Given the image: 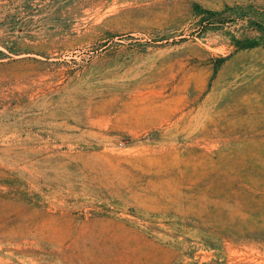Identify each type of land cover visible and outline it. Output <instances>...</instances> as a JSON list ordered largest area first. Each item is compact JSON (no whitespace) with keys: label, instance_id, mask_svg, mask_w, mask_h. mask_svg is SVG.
Returning a JSON list of instances; mask_svg holds the SVG:
<instances>
[{"label":"rangeland","instance_id":"rangeland-1","mask_svg":"<svg viewBox=\"0 0 264 264\" xmlns=\"http://www.w3.org/2000/svg\"><path fill=\"white\" fill-rule=\"evenodd\" d=\"M0 264H264V0H0Z\"/></svg>","mask_w":264,"mask_h":264}]
</instances>
